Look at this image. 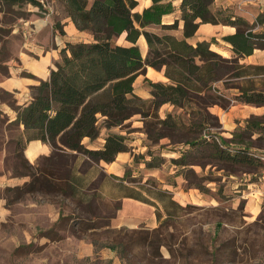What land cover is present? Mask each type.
<instances>
[{"label": "rangeland", "instance_id": "rangeland-1", "mask_svg": "<svg viewBox=\"0 0 264 264\" xmlns=\"http://www.w3.org/2000/svg\"><path fill=\"white\" fill-rule=\"evenodd\" d=\"M44 2L39 11L55 2L56 8H51L62 15L60 0ZM28 8L23 2L0 0V73L4 76L6 60L25 40L18 20L28 17ZM249 26L260 34L259 45L264 47V13ZM87 41L92 42V36ZM113 42L128 45L123 36ZM220 76L183 109L166 105L157 112L148 104V117L135 115L121 127L105 131L124 137L129 148L115 161L122 169L116 173L123 175L120 182L84 155L58 153L52 166H74L79 174L80 184L67 198L40 180L31 187L21 185L20 177L37 172L24 162L17 124L8 123L0 111V177L8 180L0 186V264H264L262 165L234 163L216 156L209 147L190 150L188 145L191 166L177 167L173 162L184 142L200 141L204 134L264 154V106L240 100L242 91L264 94V49L234 59ZM142 84L149 88L145 81ZM2 103L17 108L11 95L0 90ZM232 107L234 112L245 110L249 122V130L238 133V141L225 135L220 120L211 113L216 108L227 114ZM255 112L263 114L255 117ZM156 113L161 118L166 113L180 117L182 126L176 131L156 127ZM158 134L171 139L157 141ZM146 162L160 166L146 169ZM119 196L122 208L117 212Z\"/></svg>", "mask_w": 264, "mask_h": 264}, {"label": "trees", "instance_id": "trees-1", "mask_svg": "<svg viewBox=\"0 0 264 264\" xmlns=\"http://www.w3.org/2000/svg\"><path fill=\"white\" fill-rule=\"evenodd\" d=\"M7 1L30 3L39 9L43 0ZM60 1L65 16L71 19L77 30L89 33L93 41L68 44L60 52V60L49 79L31 88L32 99L27 106L15 109V123L23 126L26 141L39 140L53 149L51 157L44 160V169H37V176L24 175L30 178L25 187H31L40 180L42 185L45 183L66 197L76 190L80 179L74 178L65 164V168L54 170L52 164L60 150L84 155L95 164L100 161L111 163L119 153L129 152L124 137L108 134L100 150L86 149L83 139L95 140L101 129L121 127L135 115L148 117L149 110H145L148 104L157 112L166 104L183 109L209 85L220 81V73L223 70L226 72L234 59H243L251 56L254 50L264 49L263 45H259L260 34L254 32L252 26L236 17L230 9L213 10L214 0H181L180 18L171 25H162L161 19L174 11L175 0H151V6L140 14L133 12L136 0ZM179 21L183 23L182 39L147 30L176 31ZM201 24L235 27V34L223 38L232 47L234 57L225 59L211 51L213 41L198 42L195 46L188 44L186 40L194 36ZM122 34H125V41L131 44L130 47L113 42ZM140 36L144 37L148 48L145 58L136 46ZM146 67L157 71L163 69L168 80L165 83L145 80L150 88L149 100H143L133 92L135 79L145 73ZM240 97L245 104L264 106L263 93L242 91ZM153 117L156 119L155 126L163 130L176 131L182 126L180 117L171 113L162 118L156 113ZM248 123L245 130L234 134L233 141L237 140L238 133L249 130ZM156 138L157 141L171 139V135L158 134ZM20 139L23 150L24 140ZM216 139L219 140L216 136L204 134L200 141L184 142L179 157L173 159L174 164L185 168L191 166L187 164L190 157L186 150L188 145L190 150L209 147L216 156L234 163L256 161L264 169V163L259 159L264 154L250 150L243 143L217 142ZM49 162L50 171L51 167L46 166ZM159 166L145 163L146 169ZM193 186L200 188L197 184ZM126 197L137 200L133 196Z\"/></svg>", "mask_w": 264, "mask_h": 264}, {"label": "crops", "instance_id": "crops-1", "mask_svg": "<svg viewBox=\"0 0 264 264\" xmlns=\"http://www.w3.org/2000/svg\"><path fill=\"white\" fill-rule=\"evenodd\" d=\"M136 2L137 6L134 8L133 12L139 14L142 13L144 9L151 6V0H136ZM180 3L181 0L174 1V11L171 14L164 15L162 17V25H171L175 20H179ZM26 4L28 7H30L26 10L28 13V17L20 18L18 21L22 23L24 28L21 32L22 38L27 41H22L13 56L10 57V59L6 60V75L4 76L2 73H0V90L7 93L8 95H11L14 106L16 107H25L28 105V103L32 99L31 88L39 85L40 82H45L49 79L51 71L56 69V64L60 60V52L64 50L68 44H76L81 42L89 43V41L87 40L91 37L89 33L77 30L71 19L65 16L64 12L61 16H57L58 13L51 8V6H53V8H56L55 2L47 4L46 7L44 6V12L39 11L37 7L32 6L30 3ZM212 9H230L236 17L242 18L249 25L255 22L258 15L264 13L263 6L261 8V6L258 7L255 5H250L245 0H214ZM149 29L155 30L156 28ZM30 32L33 33L31 36L29 34ZM235 33L236 28L232 26L220 24H201L199 25L194 36L187 39L186 41L188 44L195 46L198 42H210L212 39H214V43L210 45V50L220 54L223 57L229 58L234 56L232 47L229 44L225 43L223 41V38ZM171 35H173L177 39L183 38V23L181 21H179L178 30L174 31V33ZM121 36H123L125 39V34H122ZM27 37H29L30 39H27ZM122 46L130 47L131 44L128 43V45ZM136 46L140 47L139 51L141 55L142 52L145 55L147 54L148 48L143 36L139 37L136 42ZM253 55L254 52L251 56ZM142 57L145 58L144 55H142ZM145 80H149L151 82L166 81V78L164 77V70L162 69L160 71H157L151 67H146L144 76L139 75L135 79L133 84L134 94L143 100H149L151 99L150 89L147 87H143L142 84V82ZM166 105L170 108H173L168 104ZM166 105H163L160 110L164 109V106ZM233 109L234 107H232V109H230L227 114H224L216 108H212L211 111V113L220 120L222 129L225 130V135L231 138L237 132L238 128H244V126L247 124L248 119L245 116V110L234 112ZM0 111L8 117V123L15 122L17 114L16 111L12 109V107H10V105L5 103L0 104ZM260 113L261 112H255L253 116L260 117L263 114ZM17 126L19 136L24 140L22 154L25 161L31 166L35 167L37 176L39 174L37 169H41L42 167H44V160L51 157L53 149L49 144L43 143L39 140L26 141L23 126ZM107 130L111 132L112 129L109 130L103 128L101 129L100 135L97 139L90 140L88 138H85L83 139L82 144L88 150L102 149L105 142V137L107 136V133H105V131ZM252 135L255 136V133H252ZM59 153L64 155H76L75 152H71L69 150H60ZM120 154L124 153H119L118 155ZM117 156L111 163H105L103 161H100L98 163L101 171H103L105 174L108 173L107 175L109 177L117 179L120 182L123 175H116L117 172H122V169L115 166ZM67 168L71 169V174L74 178H79V174H76L74 172V166ZM43 169L44 168H42L41 170ZM57 169L58 167L54 168V170ZM48 170H52V167ZM20 179L21 185H25L30 182V178L27 176L20 177ZM57 181L58 180H56V182ZM7 182L8 180L6 179L5 175L4 177H0V186H6ZM248 186L262 187V185H255L253 183H248ZM59 194L62 195L61 193ZM64 197L67 198L66 196ZM121 198L123 197L119 196L117 199L119 203ZM119 207L120 208L117 209V212L121 211V203ZM117 214L118 213H116V215ZM115 217H112V222L115 221ZM114 223H112L113 227Z\"/></svg>", "mask_w": 264, "mask_h": 264}, {"label": "built area", "instance_id": "built-area-1", "mask_svg": "<svg viewBox=\"0 0 264 264\" xmlns=\"http://www.w3.org/2000/svg\"><path fill=\"white\" fill-rule=\"evenodd\" d=\"M248 4H250V5H255V6H263L264 7V0H245ZM41 2V4L43 5L45 2H44V0L43 1H40ZM217 140V142H219V140L218 139H216ZM259 159L260 160H262V162L264 163V156L263 155H261L260 157H259ZM262 179L264 180V169L262 170Z\"/></svg>", "mask_w": 264, "mask_h": 264}]
</instances>
